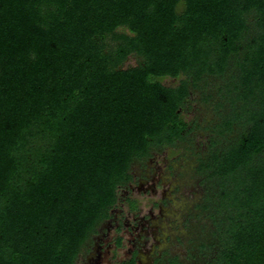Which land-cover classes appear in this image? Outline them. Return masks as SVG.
<instances>
[{
  "label": "trees",
  "instance_id": "trees-1",
  "mask_svg": "<svg viewBox=\"0 0 264 264\" xmlns=\"http://www.w3.org/2000/svg\"><path fill=\"white\" fill-rule=\"evenodd\" d=\"M197 90V252L264 264V0H0V264H74Z\"/></svg>",
  "mask_w": 264,
  "mask_h": 264
},
{
  "label": "rangeland",
  "instance_id": "rangeland-1",
  "mask_svg": "<svg viewBox=\"0 0 264 264\" xmlns=\"http://www.w3.org/2000/svg\"><path fill=\"white\" fill-rule=\"evenodd\" d=\"M136 63L137 57L130 55L124 66ZM162 82L174 85L178 80L165 77ZM183 115L199 125L185 139L132 164L134 179L121 188L120 199L111 209L113 215L103 221L89 249L81 252L74 264H120L134 250L139 252L136 264H154L159 255L156 264H169L171 255L176 256L177 264H205L196 247L200 225L207 220L197 207L204 190L195 167L207 149L209 131L205 126L216 114L197 90ZM127 198L137 201L136 210L130 209Z\"/></svg>",
  "mask_w": 264,
  "mask_h": 264
},
{
  "label": "flooded vegetation",
  "instance_id": "flooded-vegetation-1",
  "mask_svg": "<svg viewBox=\"0 0 264 264\" xmlns=\"http://www.w3.org/2000/svg\"><path fill=\"white\" fill-rule=\"evenodd\" d=\"M133 179H134V176H133ZM139 254V252L138 251H136V250H134L132 253H131V255H130V257L132 256V255H134V257H135V264H136V262H137V255ZM129 257V258H130ZM128 258V259H129ZM161 258V255H159V256H157V257H155L154 258V264H156V263H158V261H159V259ZM171 258H176V256L175 255H171L170 256V258L169 259H171ZM169 262V261H168ZM170 264V263H169Z\"/></svg>",
  "mask_w": 264,
  "mask_h": 264
}]
</instances>
